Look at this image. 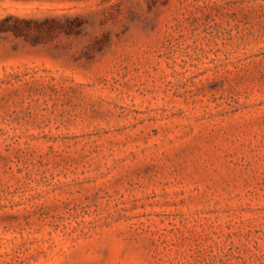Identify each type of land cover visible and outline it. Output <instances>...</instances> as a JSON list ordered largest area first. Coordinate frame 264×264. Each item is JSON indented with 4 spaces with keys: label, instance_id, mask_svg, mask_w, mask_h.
<instances>
[{
    "label": "rangeland",
    "instance_id": "rangeland-1",
    "mask_svg": "<svg viewBox=\"0 0 264 264\" xmlns=\"http://www.w3.org/2000/svg\"><path fill=\"white\" fill-rule=\"evenodd\" d=\"M0 264H264V0H0Z\"/></svg>",
    "mask_w": 264,
    "mask_h": 264
}]
</instances>
